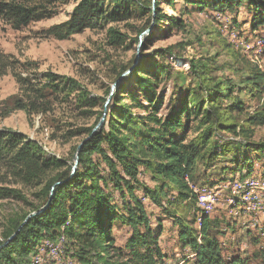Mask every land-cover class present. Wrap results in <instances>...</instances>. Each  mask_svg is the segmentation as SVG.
Returning a JSON list of instances; mask_svg holds the SVG:
<instances>
[{"label":"trees","instance_id":"1","mask_svg":"<svg viewBox=\"0 0 264 264\" xmlns=\"http://www.w3.org/2000/svg\"><path fill=\"white\" fill-rule=\"evenodd\" d=\"M58 1L61 0H0V20L20 30L53 18ZM178 1L218 16H233L248 5L253 14L251 32L264 29V0H152L146 4L139 0H78L67 21L47 30L48 37L63 41L86 30H105L143 13H149V21L138 31L139 36L152 27L139 58L119 73L120 77L134 66L114 95L102 129L92 135L104 112L97 114L92 127L71 133L69 139L82 136L83 142L90 138L81 148L75 173L74 163L47 157L38 142L0 129V162L17 183L40 189L36 194L38 206L9 219L0 241V264H25L44 242L57 243L62 237L68 240L73 256L81 264H163L161 224L158 230L152 227L147 204L135 194L137 187L152 206L178 227L179 246L194 255L192 264H264V248L243 257L224 255L226 248L222 249L225 245L220 237L236 224L220 222L201 210L199 195L192 188L201 177L200 166L206 171H218L221 179L227 172L234 177H247L254 172L255 160L264 158V140L253 141L254 130L264 127V71L253 68L235 83L212 75L209 64L215 62V57L190 60L189 70L196 78L197 88L175 92L176 98L164 107L166 96L160 87L173 70L168 59L182 60L180 52L190 44L149 51L174 32L185 31L182 17L168 15L161 8H174ZM107 34L109 45L123 46L126 42V36L115 27H109ZM136 41L139 45V39ZM17 64L0 55V76L12 72L19 86V93L0 107V122L15 111H24L29 117L45 114L51 98H73L83 108L97 107L96 100L76 79L50 72L26 76L35 69L34 65L28 63V68L18 71ZM110 94L111 91L108 97ZM245 98L261 105L240 122L238 116L246 113ZM135 110H144L145 114ZM224 135L232 138L225 140ZM95 156L100 160L96 161ZM217 162L225 166L216 168L220 165ZM102 167L107 168L106 174H102ZM142 172L149 176L153 187L141 184ZM110 185L120 194L126 214L120 212L108 193ZM10 200L24 201L25 197L18 189L0 186V201ZM49 200L43 213L26 221ZM117 225L131 230L123 247L117 246L113 234ZM254 244H260L259 238L254 239Z\"/></svg>","mask_w":264,"mask_h":264},{"label":"rangeland","instance_id":"2","mask_svg":"<svg viewBox=\"0 0 264 264\" xmlns=\"http://www.w3.org/2000/svg\"><path fill=\"white\" fill-rule=\"evenodd\" d=\"M139 1L146 4L152 0ZM77 3L78 0L58 1L56 3L57 14L53 18L32 23L20 30H15L7 22L0 20V55L18 62V71L24 70L22 68H28L26 65L30 63L34 65L35 69L26 73V76L43 75L50 72L59 76L74 78L87 91L90 98L96 100L97 107L90 109L83 108L73 98L69 100L63 97L51 98L47 103L45 114L29 117L24 111H15L0 122V129H9L23 134L38 142L43 147L47 157H56L67 161L69 164L74 163L75 148L84 139L82 136L69 139L71 133L77 129L92 127L97 114L104 112L105 108L108 113V107L112 104L114 95L119 92L120 86L124 84L131 72L124 77L122 76L126 72L120 77L119 73L123 68L131 66L137 56L140 55L141 47L139 48L136 40L139 39L140 41L142 35L139 36L138 31L147 26L149 21V13H143L135 15L129 21L108 26V28L115 27L126 36V42L123 46L109 45L108 28L98 31L86 30L63 41L48 37L47 30L54 25L67 21ZM161 8L168 15L182 17L186 29L184 32H174L171 37L158 41L149 52L178 43L190 44L185 51L180 52L182 60L168 59L167 63L172 66L173 70L170 79L160 87L161 94L166 96L164 107L167 106L171 98H176L175 92H185L191 86L197 88L196 78L189 70L190 60H205L215 57V62L209 64L214 71L212 75L218 78L232 79L235 83H238L242 75L250 73L253 68H260L264 71V29L255 33L251 32L250 22L253 14L248 5L239 9L238 13L233 16L228 14L218 16L211 11L200 12L187 7L181 1L176 2L174 8L166 5ZM118 81L114 95L107 104L108 93ZM18 93L19 86L12 72L8 71L6 75L0 76V107H5L6 100ZM105 100H107L106 103ZM126 101L129 102V100ZM245 103L246 113L238 116L240 122L245 120L247 114L254 112L261 105L258 101H251L248 98H245ZM85 110L92 111L94 115L85 114ZM134 112L145 114L144 110H135ZM165 112L166 108L163 109L162 113ZM193 124L195 125L196 122ZM224 136L226 137L225 140L232 138L229 135ZM260 140H264V127L254 130L253 141ZM253 156L255 157V155ZM95 160L98 161L100 158L95 156ZM222 160L225 158L220 161ZM217 164L220 165H217L216 168L225 166L224 163L217 162ZM102 168V174H106L107 168ZM11 174L6 165L0 162V186L20 190L25 200L0 201V241L10 218L30 212L39 205L36 194L39 193L40 189L17 183L16 178ZM200 176L197 187L202 190L201 193L211 194L213 203H223L228 206H213L209 215L220 222L224 221L229 224L238 225V222H241L237 227L231 229L232 231L226 229V233L220 237V241L225 245L222 249L226 248L223 250L224 255L228 258L243 257L264 248V235L261 231L264 229V224H261L262 221H259L254 228L250 224H244L247 221L257 222L260 216L264 218V209L257 212L258 214H249L250 212L241 205L237 206V209L230 202V198L233 196L232 189L225 187V185L231 184L234 179L243 181L249 177L263 178L264 158L259 161L255 160L254 172L247 177L243 174L234 177L233 174L227 172L223 175L225 179H221V174L219 175L218 171H206L203 166H200ZM139 180L141 184L149 187L154 186L149 176L143 172L139 175ZM107 191L111 194L114 202L119 205L120 212L126 214L118 191L113 190L111 185ZM213 191L214 194L212 195ZM135 194L147 204L146 208L152 227L158 230V225L161 224L162 235L159 244L165 255L163 264H192L194 255H189L186 250H182L179 246L178 227L174 226L171 220H167L156 206H152L149 200L144 198L138 187ZM239 218H247V221H241ZM222 224L224 226V223ZM130 233L129 227L117 225L113 230L117 246L123 247ZM258 238L260 244H254V239ZM51 243L55 244L56 242H44L30 255L29 261L25 264H81L73 256L74 250L68 245V240L61 246L59 254L54 256L48 255L50 254L48 245Z\"/></svg>","mask_w":264,"mask_h":264},{"label":"bare ground","instance_id":"3","mask_svg":"<svg viewBox=\"0 0 264 264\" xmlns=\"http://www.w3.org/2000/svg\"><path fill=\"white\" fill-rule=\"evenodd\" d=\"M262 184H264V183H262V181L260 179H258V178H250L249 177V178H246L243 181H240V179L239 180H235L233 183L228 184V186L225 185V187L227 189L229 187H230V189H232L233 196H231L230 202L233 205H235L236 208H237V206L239 207L241 205V206H243V208L248 210V212H250L249 214H252V213L255 214L257 212H261L264 209V204H263L264 192L261 191ZM192 188L199 195V207L201 208V210H203V211H205L207 213L211 212L212 209H213V206H211V205H202L203 204V196L211 197V194L201 193L202 190H200L197 186H193ZM222 190H224V189H222ZM213 194H214V191L212 192V195ZM220 195H221V193H220ZM213 202H212V197H211V203H213ZM239 209H241V208H239ZM249 214H247V215H249ZM65 242H66V239L64 237H62L57 243L49 245L50 254H53L56 251H59L60 247Z\"/></svg>","mask_w":264,"mask_h":264},{"label":"water","instance_id":"4","mask_svg":"<svg viewBox=\"0 0 264 264\" xmlns=\"http://www.w3.org/2000/svg\"><path fill=\"white\" fill-rule=\"evenodd\" d=\"M153 1H154V0H153ZM151 32H152V27L149 28L146 32H144V33L142 34V37H143V38L141 37V39H140L139 48L142 47V45H143V43H144V41H145V38H146ZM139 56H140V55L137 56V59L139 58ZM133 69H134V66L132 67L131 70H129L128 72H126L122 77H124L125 75L129 74L130 72H132ZM119 81H120V80H119ZM119 81L116 82V83L112 86V88H111V94H110V97H109V99H108L107 104L111 101L112 96L114 95V92H115V90H116V88H117V85H118ZM106 118H107V109L105 108V110H104V114H103V117L101 118V120H100V122L98 123V125L94 128L92 135L96 134L97 132H99V131L102 129V127L104 126V124H105V122H106ZM88 139H90V138H87L86 140H84V141L80 144V146L78 147V149H77V152H76V154H75V156H74V168H73V173H75V171H76V169H77V166H78V164H79V153H80V151H81V148H82L83 144H84ZM57 185H59V183L56 184L55 186H57ZM55 186H54V187H55ZM54 187L52 188L50 199H51L52 196H53L54 189H55ZM49 203H50V200H49V202H48V203H47V204H46V205H45V206H44L39 212H34V213L30 214V215L27 217L26 221H28V220H30L31 218H33V217H35V216H38L39 214L43 213V212L47 209V207L49 206ZM15 236H16V234H14V235L12 236V238H14ZM12 238H10V240H11ZM10 240H9V241H10Z\"/></svg>","mask_w":264,"mask_h":264},{"label":"built area","instance_id":"5","mask_svg":"<svg viewBox=\"0 0 264 264\" xmlns=\"http://www.w3.org/2000/svg\"><path fill=\"white\" fill-rule=\"evenodd\" d=\"M202 205H211V206H218V207H228L226 205H224L223 203H211V197H208V196H203V204ZM259 222V219L257 222H249L248 221V224H250L253 228L254 226H256ZM60 250L59 251H56L55 253L53 254H48V255H57L59 254Z\"/></svg>","mask_w":264,"mask_h":264},{"label":"crops","instance_id":"6","mask_svg":"<svg viewBox=\"0 0 264 264\" xmlns=\"http://www.w3.org/2000/svg\"><path fill=\"white\" fill-rule=\"evenodd\" d=\"M245 179H246V178H245ZM258 179H260V180L262 181V183H264V180H262V179H264V178H261V177H260V178H258ZM224 185H225V184H224ZM261 191L264 192V184H262ZM237 209H238V208H237ZM225 216L228 217L226 214H225ZM246 219H247V218H241V219L239 218V220H241V221L246 220ZM237 221H238V220H237ZM246 221H247V220H246ZM259 221H262V222H261L262 225L264 224V218H261V216H260V218H259ZM238 223L240 224L241 222L239 221ZM239 224H238V225H239ZM244 224H245V225L248 224V221H247L246 223H244ZM244 224H242V225H244ZM238 225H236V227H237ZM261 231H263L262 235H264V229H261Z\"/></svg>","mask_w":264,"mask_h":264}]
</instances>
